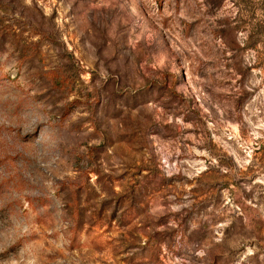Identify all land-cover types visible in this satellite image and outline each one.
<instances>
[{"label": "rangeland", "instance_id": "374dc122", "mask_svg": "<svg viewBox=\"0 0 264 264\" xmlns=\"http://www.w3.org/2000/svg\"><path fill=\"white\" fill-rule=\"evenodd\" d=\"M0 264H264V0H0Z\"/></svg>", "mask_w": 264, "mask_h": 264}]
</instances>
